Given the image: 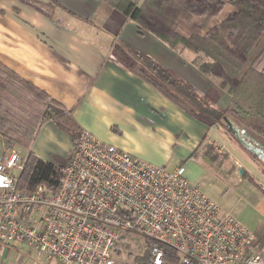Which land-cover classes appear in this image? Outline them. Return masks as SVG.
Segmentation results:
<instances>
[{
	"label": "crops",
	"instance_id": "obj_1",
	"mask_svg": "<svg viewBox=\"0 0 264 264\" xmlns=\"http://www.w3.org/2000/svg\"><path fill=\"white\" fill-rule=\"evenodd\" d=\"M114 43L175 72L216 107L227 106L229 96L191 65L190 51L170 49L102 0H0L2 65L63 106L81 132L169 171L182 167L190 184L256 234L264 224L259 185L264 180V140L244 129L232 130L257 162L221 127L208 128L191 118L126 69L112 55ZM2 143L0 139V152ZM204 144L226 155V163L209 161L201 152ZM71 146L68 133L48 121L31 152L55 163L67 158ZM23 246L2 245L1 255L10 263L31 264L32 253L22 254Z\"/></svg>",
	"mask_w": 264,
	"mask_h": 264
},
{
	"label": "built area",
	"instance_id": "obj_2",
	"mask_svg": "<svg viewBox=\"0 0 264 264\" xmlns=\"http://www.w3.org/2000/svg\"><path fill=\"white\" fill-rule=\"evenodd\" d=\"M57 188L19 190L24 161L0 152L1 246L25 244L51 264H123L121 246L135 235L171 247L181 264H264L255 234L190 184L183 168L156 166L82 131ZM264 190V180L259 182ZM134 264H165L158 246Z\"/></svg>",
	"mask_w": 264,
	"mask_h": 264
},
{
	"label": "trees",
	"instance_id": "obj_3",
	"mask_svg": "<svg viewBox=\"0 0 264 264\" xmlns=\"http://www.w3.org/2000/svg\"><path fill=\"white\" fill-rule=\"evenodd\" d=\"M102 1L170 49L190 51L191 65L216 82L229 102L223 109L216 107L175 72L124 44L114 43L113 57L191 118L208 128H224L258 162L226 124L231 117L264 138V66L259 68L264 56V0H144L140 6L139 0ZM226 7L227 13L216 22ZM48 121L68 133L72 144L81 134L63 106L0 63V139L8 148L18 147L26 153L16 178L19 190L33 192L42 187L52 192L58 186L67 159L52 163L31 152L38 131ZM201 152L217 166L227 160L208 144L202 145ZM145 244L147 250L136 258L137 263L147 257L150 247L158 246L165 264H181L171 247L148 239ZM252 247L256 252L264 249V224L258 228Z\"/></svg>",
	"mask_w": 264,
	"mask_h": 264
},
{
	"label": "rangeland",
	"instance_id": "obj_4",
	"mask_svg": "<svg viewBox=\"0 0 264 264\" xmlns=\"http://www.w3.org/2000/svg\"><path fill=\"white\" fill-rule=\"evenodd\" d=\"M144 0H139L137 6H140L141 3L143 2ZM229 7H226V9L224 10V12L219 15L218 17L215 18V21L216 22H219L223 16L227 13ZM214 23V22H213ZM262 66H264V56L261 57V60H260V64H259V68H261ZM214 82V81H213ZM215 85H216V82H214ZM217 86V85H216ZM208 100L211 102V100L208 98ZM229 121H227L228 123L226 124L227 127L231 130H245L247 134H252V135H255L257 138L261 139V140H264V138L262 136H260L259 134H255L253 133L252 131H250L249 129H245L242 127V125L236 121L235 119L231 118V117H228ZM221 127V126H219ZM222 128V127H221ZM224 130V128H222ZM251 135H249L250 137ZM227 137L232 141L234 142L235 144H238L235 142V139L231 138L230 136L227 135ZM237 138V137H236ZM238 140V139H237ZM247 140V138L245 139ZM249 140V139H248ZM239 141V140H238ZM250 141V140H249ZM248 141V142H249ZM241 144V143H240ZM239 145V144H238ZM242 145V144H241ZM243 146V145H242ZM244 147V146H243ZM245 148V147H244ZM10 149H13V150H16L19 152L20 154V158L24 161L25 160V156H26V153L24 151H22L21 149H19L18 147H14V148H10ZM246 149V148H245ZM221 155V154H220ZM224 155V154H222ZM226 156V155H225ZM58 158V157H57ZM60 159L61 161L63 160V158H58ZM226 163V162H225ZM145 238H142V237H138V236H135V235H128L126 237V239L124 240V243L123 245L121 246V254H120V257H121V262L123 264H134V263H137L135 260L136 258H139V257H142L144 252L147 250V247H146V244H145ZM21 253L22 254H29V249L26 247V246H23L22 250H21ZM13 254H11L9 256V259L13 258L12 257ZM30 263L31 264H40L41 262L36 258L35 254H30Z\"/></svg>",
	"mask_w": 264,
	"mask_h": 264
}]
</instances>
